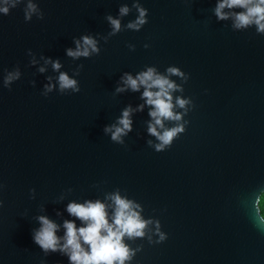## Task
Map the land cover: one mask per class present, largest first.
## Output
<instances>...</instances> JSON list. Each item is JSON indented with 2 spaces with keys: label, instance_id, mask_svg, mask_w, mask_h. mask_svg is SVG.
Instances as JSON below:
<instances>
[{
  "label": "water",
  "instance_id": "95a60500",
  "mask_svg": "<svg viewBox=\"0 0 264 264\" xmlns=\"http://www.w3.org/2000/svg\"><path fill=\"white\" fill-rule=\"evenodd\" d=\"M36 2L43 20L25 22L23 4L0 14V264H69L34 243V218L62 224L73 219L65 210L70 201L102 199L116 188L143 205L145 218L159 219L168 236L160 244L129 241L143 245L132 264H264L255 210L264 190V35L217 22L216 0H140L148 9L140 31L100 40L98 56L73 61L65 53L75 47L73 37L107 35L105 16L132 0ZM136 15L133 9L122 24ZM29 49L59 59L70 76L83 64L74 77L81 91L41 95L46 77L58 74L50 65L38 73ZM17 65L21 79L3 88L2 69ZM146 65L189 74L183 95L196 105L186 131L163 152L146 143L154 139L147 108L133 114L124 145L103 132L126 106L143 103L140 93L114 91L124 72Z\"/></svg>",
  "mask_w": 264,
  "mask_h": 264
},
{
  "label": "clouds",
  "instance_id": "9594fccd",
  "mask_svg": "<svg viewBox=\"0 0 264 264\" xmlns=\"http://www.w3.org/2000/svg\"><path fill=\"white\" fill-rule=\"evenodd\" d=\"M21 4L24 5L25 22H30L33 16L38 20L44 19V13L36 0H0V14L9 15L12 9ZM133 9L137 13L135 19L122 24L123 18L132 13ZM212 12L217 22L230 21L231 29L235 32L254 28L257 35H264V0H216ZM147 17L148 9L142 6L140 0H132L131 7L124 3L119 7L117 16H105L111 29L107 35L85 34L79 38L73 37L75 47L65 49L66 56L73 61L98 56L101 52L100 40L107 43L111 37L122 31H140L148 23ZM127 47L130 51H135V45L128 44ZM144 47L148 48L149 45L145 44ZM27 55L30 57L29 65L36 67L38 73H46L50 65L52 71L58 74L46 77L47 83L43 85L41 95L47 97L53 91L61 95L81 91L79 81L74 77L80 75L83 64H78L70 76L68 72L61 70L63 64L59 59L44 55L37 58L31 49ZM2 73V87L9 90L22 76L18 65L12 70L3 68ZM189 78V74L176 66H168L164 72H160L155 66L147 65L135 75L124 72L114 94L127 91L140 93L143 103L135 108L128 105L122 109L116 121L104 127V134L110 135L112 142L124 145L125 137L133 131V114L143 112L147 108L149 119L145 121L146 131L148 136L154 138L148 139L147 145L156 152L169 149L186 131L189 121L185 117L196 107L191 97L183 95L184 84ZM31 83L35 86L36 82L33 80ZM3 187L4 185L0 184V190ZM29 191L30 199H35V189ZM72 191L71 188L67 189V192ZM63 198L61 196L59 199ZM262 201L264 190L255 198V210L259 217L256 227L264 232ZM2 206L3 201L0 200V207ZM65 210L73 219H65L62 224L46 215L36 216L34 219L39 223V227L32 230V237L45 255L58 252L68 258L69 264H132L143 245L132 247L129 241L135 243L137 239H146L149 244H160L168 238L162 231L160 220L151 216L145 218L143 205L129 198L126 191L120 188L105 192L102 199L70 201ZM56 214L62 215L59 211ZM77 221L80 226H77ZM61 229L63 235H58Z\"/></svg>",
  "mask_w": 264,
  "mask_h": 264
},
{
  "label": "trees",
  "instance_id": "16d2710c",
  "mask_svg": "<svg viewBox=\"0 0 264 264\" xmlns=\"http://www.w3.org/2000/svg\"><path fill=\"white\" fill-rule=\"evenodd\" d=\"M261 208H262V215H264V201H262V204H261Z\"/></svg>",
  "mask_w": 264,
  "mask_h": 264
}]
</instances>
